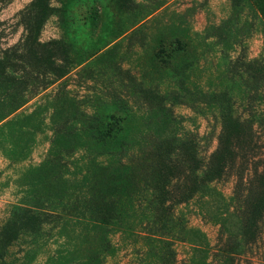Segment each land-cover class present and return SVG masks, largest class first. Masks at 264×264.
<instances>
[{"label":"rangeland","instance_id":"obj_1","mask_svg":"<svg viewBox=\"0 0 264 264\" xmlns=\"http://www.w3.org/2000/svg\"><path fill=\"white\" fill-rule=\"evenodd\" d=\"M36 3L0 0V234L41 222L0 264H264V0Z\"/></svg>","mask_w":264,"mask_h":264},{"label":"trees","instance_id":"obj_2","mask_svg":"<svg viewBox=\"0 0 264 264\" xmlns=\"http://www.w3.org/2000/svg\"><path fill=\"white\" fill-rule=\"evenodd\" d=\"M42 1H46V0H39L40 4H38V3H36V4L39 5V7H40V5H42ZM156 193H157V198L161 197L160 193H158V192H156ZM109 206H110V204H107V203H105V205H104V207H107V208ZM99 208H100V206L97 207L99 215L96 213V209H93V212H92V214H97V216H99V219L101 220L100 222L99 221H96V222H99L100 224L101 223L102 224H108L110 219H107L105 217L106 216L105 214H100V211L103 209L100 208L101 210L99 211ZM39 218H40V216L38 214H36L35 212H33L31 209H29V208L27 209V208L21 207V206L18 207L13 214V218L11 219L9 224L5 227V229L0 234V243L3 244L2 247H4V248L10 247L11 244L18 239L21 231H27V232L34 233V234L37 233L39 227H38V225H37V227H33V223L34 222L39 223ZM30 222H32V225L29 224ZM40 223H39V225H40ZM12 227H17V229H18L17 234H10V235L8 234L9 231L12 229ZM162 243H163L164 250H167L169 248V243H165V241H162ZM224 253H226V252H224ZM228 253H226V254H228ZM230 255H233V254L229 253V256ZM164 256H165V258L163 259V262H164L163 264L166 263V259H167L168 255L164 254Z\"/></svg>","mask_w":264,"mask_h":264}]
</instances>
